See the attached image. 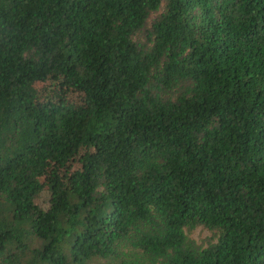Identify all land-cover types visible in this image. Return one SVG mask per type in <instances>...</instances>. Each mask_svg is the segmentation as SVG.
Segmentation results:
<instances>
[{
    "label": "trees",
    "instance_id": "1",
    "mask_svg": "<svg viewBox=\"0 0 264 264\" xmlns=\"http://www.w3.org/2000/svg\"><path fill=\"white\" fill-rule=\"evenodd\" d=\"M0 264H264V0H0Z\"/></svg>",
    "mask_w": 264,
    "mask_h": 264
},
{
    "label": "rangeland",
    "instance_id": "2",
    "mask_svg": "<svg viewBox=\"0 0 264 264\" xmlns=\"http://www.w3.org/2000/svg\"><path fill=\"white\" fill-rule=\"evenodd\" d=\"M39 205L43 208H47V203L45 198L39 200ZM186 236L194 241L198 246L206 248L208 245L214 243L218 237V233L215 231L207 230L203 227H196L192 230L185 229Z\"/></svg>",
    "mask_w": 264,
    "mask_h": 264
}]
</instances>
